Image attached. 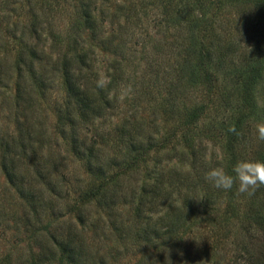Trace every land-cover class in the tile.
I'll return each mask as SVG.
<instances>
[{
    "label": "trees",
    "instance_id": "obj_1",
    "mask_svg": "<svg viewBox=\"0 0 264 264\" xmlns=\"http://www.w3.org/2000/svg\"><path fill=\"white\" fill-rule=\"evenodd\" d=\"M110 1L0 0V158L8 183L19 188L17 192L29 201L30 209H36L38 204L42 206L47 202L40 198L47 189L52 193L54 183L60 187L59 184L68 175L64 171L69 151L64 147L70 146L71 154L76 161L85 164L91 178V184L82 194V206L86 209L95 204L104 213L103 219L91 215L94 229H97L94 219L97 222L108 220L117 239L126 243L127 239L130 241V237H134L139 247L142 243L151 242L153 248L164 253L159 255L161 264H172L176 255L175 246L178 247L182 238L179 231L186 228L189 217L197 219L199 226L206 225L202 233L206 240L218 237L220 230L224 231L210 209L216 206L217 197L226 191L232 200L238 181L231 189H216L205 179L211 166L202 163L199 168L203 172L188 186L192 188V194L184 197L182 205L174 201L169 203L170 189L161 180L163 173H154L158 174L157 179L152 177L150 181L141 177L143 170L148 169L149 156L154 150V132L149 131L146 136L143 124L133 130L128 120L114 133H97L95 130L97 135L88 136L85 128L94 126L96 120L106 118L115 104L116 93L124 78L121 62L115 60L104 84L101 77L93 73V48H99L104 54L112 51L121 57L120 61L125 60L127 47L121 34L127 33V38V29L133 21L135 23L137 19L141 22L149 12L161 14L168 28L181 29V51L174 54L179 56L178 64L171 65L162 78L167 86L161 89L169 88L166 93L168 98L154 99L153 121L157 122L158 112H163L166 120H173L174 130L164 143L180 136L178 144L183 140L192 148L191 152L182 151V156L191 155L195 163L194 130L202 126V119L209 113L216 114L233 106L236 111L228 120L220 123L215 120L205 128L209 139H222L224 159L221 169L233 177V168L240 162L241 143L247 141L250 129L260 121L256 115L254 90L264 74V49L240 52L238 44L224 38L221 40L223 46H215V42L207 43L206 35L215 29L214 21L208 15L209 7L213 5L209 0H197L193 8L186 6L184 0H125L111 9L100 8ZM261 4L258 6L264 7ZM224 6L225 3L219 6L221 12ZM215 7L218 9V5L215 4ZM106 25L113 26L108 35ZM86 33L98 40L100 47H88L84 38ZM115 41L117 46L114 48ZM162 45L157 42L156 51ZM220 72H225L226 83L222 86L219 85ZM150 81L153 80H148V86L145 85L146 97L151 95ZM227 83L234 84L231 96ZM189 90L200 92L203 102L181 109L179 99H187ZM55 94H62V101L60 97L55 99ZM232 96L237 97L236 104ZM48 100L53 104V115L47 114ZM108 145L112 147L113 155ZM261 146L257 148L254 142L250 149L251 156L258 159L254 161L256 166L264 164V152H259ZM174 149L176 156L178 148ZM123 150L125 155L118 158ZM194 163L192 168L196 167ZM171 173L176 174L177 181L182 175L178 171ZM136 176L138 178L131 181ZM184 183L180 181L178 188L173 186L182 190ZM199 186L204 188L202 199L198 194ZM119 197L123 204L134 207L127 220L114 209L115 199ZM199 199L202 200V209H208L205 213H197L195 209L198 207L192 206ZM161 206L168 210L153 218L151 214ZM247 219L248 224L243 230L246 239L241 241L243 246L240 247L245 253L243 256L236 257L234 254L227 258L229 253L221 254L223 250L230 251V248L223 246L218 237L211 246L212 253L194 255L196 260L191 258V261L194 264H264V184L252 187ZM22 225L24 229L29 226L24 217ZM197 242L196 238L193 239L189 248H194ZM68 247H65L67 251ZM191 254L192 251H189ZM144 261L140 260L138 264ZM8 264L13 263L9 260ZM30 264H40V257L35 256Z\"/></svg>",
    "mask_w": 264,
    "mask_h": 264
},
{
    "label": "rangeland",
    "instance_id": "obj_2",
    "mask_svg": "<svg viewBox=\"0 0 264 264\" xmlns=\"http://www.w3.org/2000/svg\"><path fill=\"white\" fill-rule=\"evenodd\" d=\"M209 1L213 5L209 7L211 10L208 11V15L214 21L213 28L215 27V29L210 35H206L205 41L207 43L215 42L214 45L216 46L217 44H222L221 40L231 39L236 45L238 44L240 52L257 48L264 49V7L258 6L260 3H263L261 5L264 6V0ZM123 2L125 0H111L110 3L103 4L100 8L111 9L113 6L116 7V5ZM195 2L197 0H184L186 6L190 8H193ZM221 3H225L222 12L219 8ZM215 4L218 5V9H216ZM135 21L127 29L129 32L127 38L125 37L127 33L121 34L122 39L119 33L116 32L119 40L125 41L124 44L127 47L125 60L120 61L121 57L116 53L113 54L114 52L112 51L104 54L99 48H93V60L95 61L93 73L98 74L104 84L108 81L106 76L112 71L115 60L121 62L124 78L119 85L120 89L116 93L115 104L107 113L106 118L96 120L94 126L85 128V133L88 136H94V134L97 135V133L102 132L114 133L115 129L128 120L131 121V129L133 130L143 124L146 136L149 135V131L151 133L154 132L156 140L153 146L154 150L149 156L148 169L143 170L141 177L145 181L147 179L150 181L152 177L157 179L156 176L158 174L155 175L156 172L163 173L161 180L170 189L171 196L168 202L174 201L173 203L176 202L178 205H182L184 197L192 194V188L190 189L188 186L190 187L192 181H196L199 174L203 172L199 165L207 163L211 166L210 168L221 169L223 167L224 149L222 147V139H209L205 128L210 127L209 124L215 120H218L219 123L228 120L236 110L232 106L228 110L225 109V111L222 110L216 114L211 112L204 120L202 119V126L194 130L193 145H195L194 150L197 151L194 153L195 163L191 155L182 156V151L191 152L192 148H189L183 140L178 144L177 139L180 136L175 139L172 138L173 141L164 143V139L171 136L175 122L166 120L163 112H158L159 118L157 122L153 121L154 99L159 101L160 99L166 100L168 98L166 93L169 88L167 90L161 89L162 86H167V83L162 81V78L165 76L164 72L169 70L171 65L178 64L177 59L179 56L174 54H178L181 51V42H183L179 33L181 29L171 26V28H168L167 26L169 25L163 22L162 15H157V13L154 14L153 12H149L147 17H143L141 22L137 19ZM105 28L106 33L108 31L107 35L113 31L112 25H106ZM207 32L210 33V31ZM84 38L88 47L99 46L98 40L96 41L89 37L87 33ZM157 42L163 45L156 51L155 44ZM116 46L117 41L113 42V47L115 48ZM172 54L174 56H171ZM211 71H213L212 67ZM224 75L225 72L218 74L219 85L221 86L226 83ZM155 79H157L156 82L154 81ZM148 80H153L150 81L153 88L151 87V95L149 94L150 96L147 95L146 97L145 85L148 86ZM227 85L230 87L228 91L231 96L234 84L227 83ZM254 91L256 115L260 119L259 123H264V74ZM61 95L55 94L54 98L58 99L60 97L61 100ZM187 95V99L183 101L179 99L181 109L187 106L191 108L203 102L200 92L189 90ZM232 99L233 103L236 104L237 97L232 96ZM46 107L48 108L47 114L53 115V104H51L50 100L46 102ZM236 107L237 105H235ZM257 125H253L250 129V136L245 143H241L239 149L241 154L239 161L247 162L249 167L256 166L254 161H258L257 158L250 154V149L254 142L257 144V148L260 145H264V140L258 138ZM95 130H97V133H95ZM262 146L259 148V152H264V146ZM64 148L69 151L64 171L68 175L59 184L61 185L60 187H57L54 183L53 194L47 189L45 194L40 197L43 201L47 200V202L42 206L38 204L36 209H30L29 201L21 198L17 192L19 188L17 186L13 187L8 183L2 166V159L0 158V264H8L9 260L13 264H30L35 256L40 257V264H138L140 260H145L143 264H161L162 260L159 255L164 253L162 250L159 252L156 248H153L151 242L149 244L142 243L141 247L137 246V242H134V237L133 239L130 237V241L127 239L126 243L122 242L121 239H117L108 220L107 222L104 220L97 222L94 219L97 226V229H94L91 215L100 216L103 219L104 213L95 204H90L86 209H84L85 206H82V194L87 189V186L91 184V178L87 173L85 164L81 161H76L71 154L70 146L67 145ZM174 148H178L176 156ZM108 150H112L113 155V149L109 145ZM244 151L246 154H244ZM122 155H125V150L119 153L118 158ZM169 158L173 159L170 161ZM192 163L196 164L195 168H192ZM155 165L157 166L155 167ZM71 169L73 171L72 174H70ZM116 170L118 169L114 171ZM172 171H178L182 174L178 176V181L175 179L176 174H172ZM137 178L138 176L130 180L134 181ZM171 180L172 182H170ZM180 181H183V183L185 181L186 184H183L185 189L174 188L173 185L178 188ZM41 186L47 187V185ZM203 190L204 188L201 186L198 187V194L201 199L204 194ZM251 195L252 187L246 191H240L238 182V186L233 190L232 200L229 199L230 194L226 191L217 197L216 206L210 209L218 220V226L220 224L219 227L224 230H220L218 237H220L223 246L230 248V251L223 250L221 252L224 255L229 253L227 258L234 254L236 257L245 254L240 247L243 246L241 241L246 239L243 237V230L248 224L246 221H248L247 214ZM201 199L196 200V205H192L198 207V209H195L197 213H205L208 210L202 209ZM115 201V211L117 213L120 212L122 218L127 220L130 210L134 209V207L130 204H123L121 197L115 199ZM248 202L249 205H247ZM60 207L62 208L60 209ZM160 209L156 213L151 214V216L157 218L163 213V210H168L165 206H161ZM115 211H113V214L116 213ZM23 217L28 222L29 226H26L28 227L27 229L26 227L25 229L23 228ZM188 220L186 228L179 231L182 238L178 247L176 248L175 246L176 255L173 256L172 264H194L191 258L195 259L194 255H200L205 252L212 253V250H210L211 246L212 244L214 245V240L218 239L215 236L206 240V236L203 237L202 235L206 225H197V219L192 217H189ZM195 238L198 242L194 245V248L190 249V243ZM66 246H69L68 251L65 248ZM189 251H192L191 256Z\"/></svg>",
    "mask_w": 264,
    "mask_h": 264
},
{
    "label": "clouds",
    "instance_id": "obj_3",
    "mask_svg": "<svg viewBox=\"0 0 264 264\" xmlns=\"http://www.w3.org/2000/svg\"><path fill=\"white\" fill-rule=\"evenodd\" d=\"M257 134L260 140H264V123L257 125ZM233 171L235 172L234 177L219 168H211L207 171L205 179L219 190L231 189L237 181L240 191H246L257 184H264V164L249 167L247 162L240 161L234 166Z\"/></svg>",
    "mask_w": 264,
    "mask_h": 264
}]
</instances>
